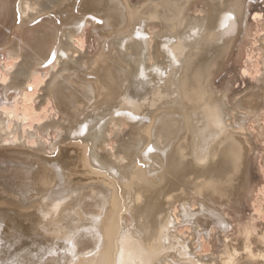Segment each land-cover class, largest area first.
<instances>
[{
  "label": "bare ground",
  "instance_id": "6f19581e",
  "mask_svg": "<svg viewBox=\"0 0 264 264\" xmlns=\"http://www.w3.org/2000/svg\"><path fill=\"white\" fill-rule=\"evenodd\" d=\"M257 3L0 0V53L22 58L0 82V264H62L48 248L75 236L72 264H264V221L244 208L264 66L231 88ZM41 69L61 117L26 133L16 100Z\"/></svg>",
  "mask_w": 264,
  "mask_h": 264
},
{
  "label": "rangeland",
  "instance_id": "374dc122",
  "mask_svg": "<svg viewBox=\"0 0 264 264\" xmlns=\"http://www.w3.org/2000/svg\"><path fill=\"white\" fill-rule=\"evenodd\" d=\"M256 2H259V3L254 5L251 9V12L249 13V16L251 18H255V20L252 22L253 23L252 24V27H253L252 36L248 38L247 43L243 44V49L241 53L239 54V56L237 57L235 66L237 67L239 75H238V79H236L235 83L231 86V88L233 87L236 88L242 85L249 84L250 81L260 77L263 72L264 63H263V50H262L263 45L262 44L264 40L262 39V37L264 36V3H263L264 1L256 0ZM84 35L79 34L75 37V39H71L72 47L69 50V54L72 55L73 57H79L82 53H84V49L87 48L88 43L90 42L89 41L90 38H89V34L87 33V31ZM19 62L20 63L22 62V58L18 57L16 52L11 50L10 46H7L4 49H2V52L0 53V82H2V79L7 78V76L9 75V72L13 73L19 67L20 65ZM5 67L7 71L5 70ZM45 69H48V68H45ZM228 75H230V73L224 72L222 75L219 76L218 81ZM50 77H51V74H48L47 70L45 71L41 69L37 71L35 75L33 76V78L31 79V83L33 84L27 87L24 92L23 100L21 99L16 100V105L18 106L17 109L24 110L27 114H29L28 118L30 117L28 120H25L23 122V126H24V129L26 130V133L30 129L29 127L31 126H38V125L41 126L42 124H45L53 120L54 118L61 117V116H58V117L56 116L53 101L50 98L48 99L47 96L45 95L46 91L44 90V88L46 87L47 82L50 79ZM6 104H11V102L7 101ZM31 106H33V108ZM258 118H259V121L257 120L254 121L252 129L255 134H258V131L262 129V132L264 135V122H263L264 110L260 113ZM32 119L34 121L38 120L39 122L37 121L33 122ZM114 135L115 134L113 133L112 137L115 140L110 141V146H112L113 149L115 150L116 146H118V140H116ZM36 137L37 135L35 136V138ZM261 140L264 142V136L261 137ZM99 151H101V149H99ZM255 153L257 155V163L255 165V175L257 178L256 187L254 189L252 198L249 200L250 202L248 201L249 203H246V206L244 208H245L246 214H249L251 212L255 213L258 216V218L261 219V221H264L263 220L264 219L263 218L264 217L263 216L264 215L263 213L264 212V202H263L264 201V197H263L264 196V193H263L264 192V188H263L264 187V150L257 149ZM255 193L257 195H255ZM176 212L180 213L179 209H176ZM78 217L76 216L74 220L76 219L78 220L79 219ZM180 219L181 218H179V220ZM185 226L188 227L187 223L185 222L180 224V229L183 231V228H184L185 229L184 232L188 231V228H189L188 227L186 229ZM73 229L74 228L72 229L70 228V230H73ZM57 238L61 239L62 237L59 236ZM73 238L74 239L72 240L73 242L71 241L72 242L71 245L66 248H62L61 244H63V241H60V240H59V244H57L59 247L55 246V248L57 249L53 248L54 247L53 245L55 244H52L51 248H48L50 252L46 260H48L49 258L57 259L58 257L60 259V260L58 259V261H60L62 264H66V263L72 264L73 258H75V256L77 255L76 254L77 252L71 251L72 248H74V241L77 238V236ZM201 238L199 239L197 246H201L204 249L210 248L211 245H209L210 239L208 238V236L206 234H203ZM41 247H45V246L42 245ZM43 257L45 258L46 255H43Z\"/></svg>",
  "mask_w": 264,
  "mask_h": 264
}]
</instances>
